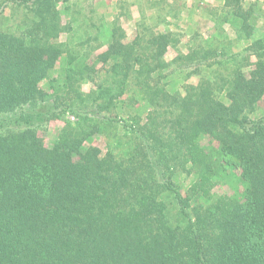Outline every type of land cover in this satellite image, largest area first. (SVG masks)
<instances>
[{
  "label": "trees",
  "instance_id": "trees-1",
  "mask_svg": "<svg viewBox=\"0 0 264 264\" xmlns=\"http://www.w3.org/2000/svg\"><path fill=\"white\" fill-rule=\"evenodd\" d=\"M76 6L0 0V264H264V40L251 7L222 0L208 40L198 16L168 64L181 37L159 22L129 42L114 26L104 51L73 55L58 39ZM98 125L129 131L128 150L87 145ZM228 176L239 194H213Z\"/></svg>",
  "mask_w": 264,
  "mask_h": 264
},
{
  "label": "rangeland",
  "instance_id": "rangeland-1",
  "mask_svg": "<svg viewBox=\"0 0 264 264\" xmlns=\"http://www.w3.org/2000/svg\"><path fill=\"white\" fill-rule=\"evenodd\" d=\"M80 15L75 20H68L65 23L68 31L61 34L59 43L65 44L73 55L84 56L90 54L93 58L98 52L104 51L110 41V33L114 26L121 28L126 35V41L133 39L136 27L139 25L145 28L152 23L159 22L162 29L172 30L175 34H180L181 43L177 49H168L165 61L171 64L178 51L186 52L192 45L191 34L196 29L199 17L200 31L203 39L208 40L214 31V25L208 19L213 15L222 17V0H93L92 12H89L87 0H71ZM210 8H205L204 5ZM245 7L250 6L253 10V40H264V0H243ZM202 12V15H201ZM209 17H206L208 15ZM201 15V16H200ZM161 16L162 19L158 18ZM177 16V17H175ZM199 16V17H198ZM159 21H158V19ZM178 18V19H177ZM214 18V17H212ZM224 34L222 35L225 43L232 47L235 52H241L244 46L242 42L236 40L234 29L228 25H223ZM174 66L171 67L173 69ZM58 68L52 73L56 76ZM206 75V72H203ZM201 75H193L188 80L195 84ZM83 91L91 89V85L84 83L81 86ZM72 123L76 119L68 118ZM96 123V122H95ZM63 120L52 121L45 129L43 136L46 144L50 145L56 138L58 132L63 128ZM94 125V124H93ZM98 134L91 138L87 145L99 147L102 151L110 150L116 153H125L128 150L129 131L121 125L106 127L98 125ZM100 129V130H99ZM177 185H187L184 175L175 174L172 176ZM240 183L235 178L228 176L219 181L212 193L215 195H237L241 191Z\"/></svg>",
  "mask_w": 264,
  "mask_h": 264
},
{
  "label": "built area",
  "instance_id": "built-area-1",
  "mask_svg": "<svg viewBox=\"0 0 264 264\" xmlns=\"http://www.w3.org/2000/svg\"><path fill=\"white\" fill-rule=\"evenodd\" d=\"M71 119H73V118H71Z\"/></svg>",
  "mask_w": 264,
  "mask_h": 264
}]
</instances>
